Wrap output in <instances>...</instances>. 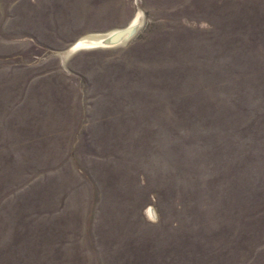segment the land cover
I'll return each mask as SVG.
<instances>
[{
	"label": "rangeland",
	"instance_id": "obj_1",
	"mask_svg": "<svg viewBox=\"0 0 264 264\" xmlns=\"http://www.w3.org/2000/svg\"><path fill=\"white\" fill-rule=\"evenodd\" d=\"M0 264H264V0H0Z\"/></svg>",
	"mask_w": 264,
	"mask_h": 264
},
{
	"label": "bare ground",
	"instance_id": "obj_2",
	"mask_svg": "<svg viewBox=\"0 0 264 264\" xmlns=\"http://www.w3.org/2000/svg\"><path fill=\"white\" fill-rule=\"evenodd\" d=\"M136 26L135 22L124 29L114 30L106 34L88 35L82 37L71 47V49L74 50L78 48L107 46L108 44L117 43L123 38L125 39V37L131 35Z\"/></svg>",
	"mask_w": 264,
	"mask_h": 264
},
{
	"label": "water",
	"instance_id": "obj_3",
	"mask_svg": "<svg viewBox=\"0 0 264 264\" xmlns=\"http://www.w3.org/2000/svg\"><path fill=\"white\" fill-rule=\"evenodd\" d=\"M122 41H123V39L121 41H119V42H122Z\"/></svg>",
	"mask_w": 264,
	"mask_h": 264
}]
</instances>
